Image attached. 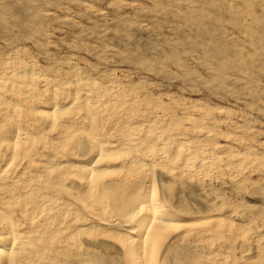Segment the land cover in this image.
<instances>
[{
  "label": "rangeland",
  "instance_id": "1",
  "mask_svg": "<svg viewBox=\"0 0 264 264\" xmlns=\"http://www.w3.org/2000/svg\"><path fill=\"white\" fill-rule=\"evenodd\" d=\"M0 84V207L44 202L117 249L49 264H264V0H0ZM75 84L94 90L91 122L69 109ZM53 91L48 130L28 113ZM97 143L112 152L91 200L79 167ZM153 214L185 228L148 245Z\"/></svg>",
  "mask_w": 264,
  "mask_h": 264
},
{
  "label": "bare ground",
  "instance_id": "2",
  "mask_svg": "<svg viewBox=\"0 0 264 264\" xmlns=\"http://www.w3.org/2000/svg\"><path fill=\"white\" fill-rule=\"evenodd\" d=\"M20 80L21 77L18 74H10V81L12 84L10 83L11 87L10 86L9 87L11 89L9 90V92H12L14 89H19L20 88L19 86L21 85L23 87L24 83H22ZM2 87L3 86L0 84V92ZM74 87H75V91L69 109L73 111L83 109L84 117L91 122L93 115L90 113V107H92L90 105V102L96 98L95 93H93L94 90H92L93 88L92 89H89V87L87 88L85 84H80V85L75 84ZM25 90L27 91V93L28 92L30 93L31 85L29 84L25 88ZM51 94H52L50 101L51 107L49 109L44 110V109L31 107L29 108V113H28L32 120L44 119L45 121H47L49 125V128H47L48 130H52L59 127L57 119L62 112L60 103L56 100L58 94H56L55 91H53ZM30 95H32V92ZM29 99L31 100V98ZM1 102L2 99L0 96V113L4 114V112H6L7 110L5 108L6 106L4 107ZM103 104L105 105L104 102ZM16 108H17L16 105H13L10 109L8 107L11 114L13 115L16 114L15 112H17ZM23 135L24 134H22V137ZM22 137H21V132H18L16 134L13 143L10 145L12 154L13 153L15 154V152H17L19 141H21L20 139ZM95 146H97L96 153L93 155L95 161L91 162L87 167L84 168L79 167L81 172H84L85 175L87 176L85 183L87 184L88 187L87 188L88 198L91 200H94V195L96 194L95 190H96V186L99 183V180H101L106 174H108L107 173L108 171L105 168L106 165L103 164V162L106 159L108 160V158L111 155L109 153L112 152L111 150L112 147L105 146L102 150V148L98 145V143L95 144ZM76 178L77 177H73V176L70 178L69 180L70 187L71 185L78 184V181L80 179L78 180ZM155 189H156L155 186L152 185L149 186L148 190L150 196H153L155 194ZM88 198L87 201H89ZM1 200L3 201L2 203L4 207H0V217L4 221L3 224L4 227L1 226L0 228V264H41L39 261H37V258L41 259V262H44V264L45 261L47 262L46 264H49L48 261L50 257L48 253L49 250L52 252H56L58 249L68 250V249H73L76 246L77 248L79 247L83 250L91 247L93 249H100L108 253L114 251L116 252L117 250L116 246H113L112 244L104 241L103 239L90 240L89 239L90 237L88 239L85 238V236L83 237V233L85 231H83L82 229H78L76 226L71 224V222L69 221L70 219L64 217L63 216L64 213L62 214L57 207L55 208V206L54 209H52L51 211V209L47 205H45L44 202L39 204H34V203L31 204L32 202L29 203L26 200L22 201V199L21 200L15 199L13 201V198L12 199L1 198ZM155 205H157V201L153 197H151L145 203L144 207L147 208L154 207ZM6 209L8 210L10 209V211ZM10 212L16 213L18 217L21 214L20 219L22 225H24L25 229H27L25 232L24 231H21L20 233L14 232L13 224H11V219H10L11 217L9 214ZM147 221L148 219L141 220L140 226L144 227V224ZM147 225L148 227H147L146 237L144 238V241L146 243L147 242L152 243L153 241L159 240L165 236L168 237L170 236L169 239H173L174 236L172 237V235H170L168 231L170 228H175L178 230L185 228L182 224H180L177 221H172L170 222V224L166 225L161 221L160 217L156 214L151 215ZM147 255L150 260L151 255L148 253V251L147 253L145 252L143 253L144 257H146ZM140 261L142 264H144V258L141 259Z\"/></svg>",
  "mask_w": 264,
  "mask_h": 264
}]
</instances>
